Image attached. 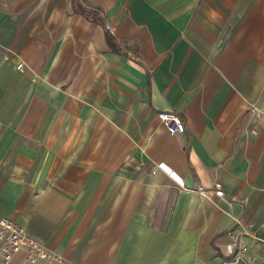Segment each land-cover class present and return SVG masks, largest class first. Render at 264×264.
I'll use <instances>...</instances> for the list:
<instances>
[{
	"label": "crops",
	"instance_id": "crops-1",
	"mask_svg": "<svg viewBox=\"0 0 264 264\" xmlns=\"http://www.w3.org/2000/svg\"><path fill=\"white\" fill-rule=\"evenodd\" d=\"M0 218L72 264L263 260L264 0H0Z\"/></svg>",
	"mask_w": 264,
	"mask_h": 264
},
{
	"label": "built area",
	"instance_id": "built-area-1",
	"mask_svg": "<svg viewBox=\"0 0 264 264\" xmlns=\"http://www.w3.org/2000/svg\"><path fill=\"white\" fill-rule=\"evenodd\" d=\"M23 63H18L16 67L21 69ZM158 119L171 135H179L184 132L185 126L181 117L173 110H162L157 113ZM256 133V131H254ZM157 167L165 168L163 163H158ZM154 172V171H152ZM172 173V172H171ZM214 194L222 196L224 191L219 182L213 184ZM198 193L206 195L207 191L199 187ZM235 242L225 246L226 256L220 264H264L263 260H258L254 254H239L234 250ZM242 250H246L245 247ZM19 252H23V257L16 262L15 257ZM0 264H72L62 255L45 248L36 239L30 237L26 231L9 218H0Z\"/></svg>",
	"mask_w": 264,
	"mask_h": 264
}]
</instances>
